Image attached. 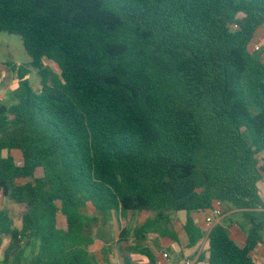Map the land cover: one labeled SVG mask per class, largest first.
Segmentation results:
<instances>
[{
    "label": "trees",
    "instance_id": "16d2710c",
    "mask_svg": "<svg viewBox=\"0 0 264 264\" xmlns=\"http://www.w3.org/2000/svg\"><path fill=\"white\" fill-rule=\"evenodd\" d=\"M263 26L264 0H0V34L23 40L42 80L19 68L15 103L0 102V192L25 210L19 228L0 207V264H109L91 252L90 204L154 213L141 242L179 243L167 227L185 213L188 248L208 239L200 263L261 264ZM218 201L247 221L244 245L193 217Z\"/></svg>",
    "mask_w": 264,
    "mask_h": 264
},
{
    "label": "rangeland",
    "instance_id": "374dc122",
    "mask_svg": "<svg viewBox=\"0 0 264 264\" xmlns=\"http://www.w3.org/2000/svg\"><path fill=\"white\" fill-rule=\"evenodd\" d=\"M256 46H259L263 51L262 60L264 61V26L257 32L253 39L252 47L255 48ZM31 62L32 59L26 52L23 40L19 36L8 33L0 34V102L8 105L15 103V96L19 89V68L21 67L28 71L27 80L32 87L36 90L41 89L42 80L32 68ZM45 66L51 71L52 77L60 78L61 70L58 65L45 60ZM15 156L20 158V155L17 153ZM19 183L22 184L25 181H19ZM258 188L259 195L264 201V178ZM0 196L2 198L0 207L4 206L8 208L16 227L20 228L25 210L16 203L4 198L1 192ZM84 213L96 219L89 234L94 239L91 252L99 262H103L104 258H107L109 264H123V256L126 255L131 264H150L149 259L144 255H140L139 251L131 254L130 250L132 248H146L150 250L156 264H171L174 260L175 262L181 263L185 258L183 251L185 249L188 250L187 246L180 253L177 245L167 246L175 242L170 238H164L160 233L148 234L146 240L143 242L135 237L134 231L147 222L154 220V213H133L126 217H122L120 213H112L109 216H102L91 204L84 209ZM171 218L172 223L167 227V230L175 232L178 235L180 246L188 244V238L183 228L186 214H172ZM59 221L60 226H64V221L61 216L59 217ZM217 224L227 227L230 234L238 235L240 240L246 234L245 230L248 226L247 221L242 218L241 213L229 206H225L223 218L215 220L211 228H207V232H210ZM163 228H166V226H163ZM122 234L127 235L122 237ZM8 241L9 239L5 238V244ZM177 252L179 253L177 254ZM2 253V250H0V255ZM164 254H168V259L170 260L164 259ZM188 258V261L192 263L196 256L190 255ZM254 259L259 261L256 258ZM259 263H264V260L262 262L259 261Z\"/></svg>",
    "mask_w": 264,
    "mask_h": 264
},
{
    "label": "crops",
    "instance_id": "0c3cea01",
    "mask_svg": "<svg viewBox=\"0 0 264 264\" xmlns=\"http://www.w3.org/2000/svg\"><path fill=\"white\" fill-rule=\"evenodd\" d=\"M260 184V183H259ZM259 186V185H258ZM209 213L210 212H206V213H201V214H196L194 215L193 217L197 220L198 222V225L203 229V230H207V226H206V219L207 217L209 216ZM181 214V213H180ZM179 214V215H180ZM186 220H184V223H185ZM218 225V224H217ZM184 226V224H183ZM247 228H249L247 226ZM232 237L237 241L239 242V244L241 245H244V242L246 240V234L244 236H242L241 240L239 239L238 235H232ZM203 243V244H202ZM172 245H177V248L179 249V252L181 253L182 249H184L186 246L188 248V244L184 245V246H180L179 243H172L170 245H167V246H172ZM177 252V254L179 253ZM184 255H185V258L183 259V261L181 263L179 262H175V260L171 263V264H186V262L188 261V257L190 255H194L196 256L194 262H192L191 264H202L200 263L201 261V258L203 256H207L208 255V239L207 237L201 241L196 247L190 249L188 248V250H184ZM124 255V254H123ZM255 256V257H253ZM124 257V256H123ZM252 257L253 259L256 258L257 260L261 261L264 260V244L260 245L256 250L255 252L252 254ZM165 259V258H164ZM166 260H170V259H166ZM255 260V259H254ZM123 261H124V258H123ZM256 261V260H255ZM259 261H256L259 263ZM123 264H125V262H123ZM261 264H264V263H261Z\"/></svg>",
    "mask_w": 264,
    "mask_h": 264
},
{
    "label": "built area",
    "instance_id": "2783aa9c",
    "mask_svg": "<svg viewBox=\"0 0 264 264\" xmlns=\"http://www.w3.org/2000/svg\"><path fill=\"white\" fill-rule=\"evenodd\" d=\"M261 48L259 46H256L254 48V51H260ZM1 196H0V201H1ZM224 208L225 205L218 201L214 204L213 208L209 211V216L206 219V226L207 228H211V226L215 223V220L217 219H221L224 216ZM164 258L168 259L169 255L168 254H164ZM186 264H191L189 261L186 262Z\"/></svg>",
    "mask_w": 264,
    "mask_h": 264
}]
</instances>
